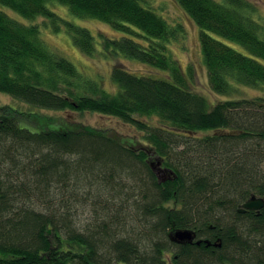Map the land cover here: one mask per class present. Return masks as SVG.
<instances>
[{"label":"trees","instance_id":"16d2710c","mask_svg":"<svg viewBox=\"0 0 264 264\" xmlns=\"http://www.w3.org/2000/svg\"><path fill=\"white\" fill-rule=\"evenodd\" d=\"M176 2L200 30L211 90L257 96L213 105L194 92L169 49L182 25L146 0H0L29 21L0 8V93L38 110L117 118L145 143L88 126L53 129L1 107L0 264H264V208L240 211L264 199V27L247 0ZM55 3L125 36L100 35L98 51L91 31L54 12ZM40 17L86 56L137 61L165 76L116 65L108 91L46 44L31 23ZM24 115L41 126H21ZM178 230L194 241H174Z\"/></svg>","mask_w":264,"mask_h":264},{"label":"rangeland","instance_id":"374dc122","mask_svg":"<svg viewBox=\"0 0 264 264\" xmlns=\"http://www.w3.org/2000/svg\"><path fill=\"white\" fill-rule=\"evenodd\" d=\"M247 1L251 3L255 10L254 17L264 27V0ZM145 5L162 15L170 24L182 25L184 31L183 36H180L178 40L171 43L169 49L171 56L180 64L188 80L189 87L194 92L205 96L213 105L230 99L251 98L258 95L256 90L246 87H241L239 93L235 96L215 94L209 86L208 73L202 58L199 28L180 8L176 0H146ZM0 8L19 21L29 23L28 20H25L12 10L1 5ZM51 9L64 19L89 29L95 36L98 51L102 49L100 35H106L112 38L125 36L123 33L115 31L111 26L100 21L94 19H79L73 16L67 7L59 3L51 5ZM31 23H35L41 27L43 40L52 50L71 61L85 77L96 80L108 91H115L111 81V71L116 65H123L139 75L165 76L164 73L137 61L126 60L124 58L106 59L101 56H86L74 45L72 37L66 31L63 30L59 33L53 32L52 26L50 24L47 25V21L42 17ZM230 44L238 51L246 53V50L240 45L235 43ZM1 107H12L24 113L30 112L31 115H37L39 119L41 118L40 121L42 123L49 125L53 129L88 126L105 130L109 135L123 143L137 145L138 147L145 145L142 141V133L138 132L134 126L125 124L117 118L89 112L38 110L3 93H0ZM21 120V126L28 127L33 131L41 126L39 123L37 125L30 124L29 122L31 120L26 115ZM153 163L155 173L159 176L160 180H164L167 177V171L159 164V160H153ZM87 217V215H84V220Z\"/></svg>","mask_w":264,"mask_h":264},{"label":"water","instance_id":"95a60500","mask_svg":"<svg viewBox=\"0 0 264 264\" xmlns=\"http://www.w3.org/2000/svg\"><path fill=\"white\" fill-rule=\"evenodd\" d=\"M161 164V162H159ZM264 208V199L251 198L245 204L242 205L240 211H261ZM172 239L178 243L193 242L195 234L190 230H178L172 235ZM201 242H198L200 244Z\"/></svg>","mask_w":264,"mask_h":264},{"label":"bare ground","instance_id":"6f19581e","mask_svg":"<svg viewBox=\"0 0 264 264\" xmlns=\"http://www.w3.org/2000/svg\"><path fill=\"white\" fill-rule=\"evenodd\" d=\"M245 203H246V202H245ZM245 203H244V204H245ZM255 212H257V211H255ZM259 212H260V211H259Z\"/></svg>","mask_w":264,"mask_h":264}]
</instances>
